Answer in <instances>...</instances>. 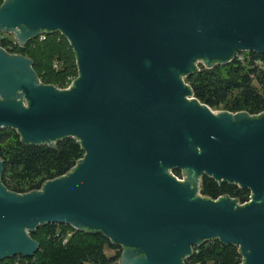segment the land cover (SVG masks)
I'll list each match as a JSON object with an SVG mask.
<instances>
[{"label": "water", "instance_id": "95a60500", "mask_svg": "<svg viewBox=\"0 0 264 264\" xmlns=\"http://www.w3.org/2000/svg\"><path fill=\"white\" fill-rule=\"evenodd\" d=\"M0 33L20 45L60 33L78 67L60 88L0 45V129L85 152L26 193L3 183L0 156V260L34 256L32 233L55 223L103 233L120 264H187L216 239L264 264V112L214 110L185 81L200 63L264 55V0H3ZM204 175L250 200L203 196Z\"/></svg>", "mask_w": 264, "mask_h": 264}, {"label": "trees", "instance_id": "16d2710c", "mask_svg": "<svg viewBox=\"0 0 264 264\" xmlns=\"http://www.w3.org/2000/svg\"><path fill=\"white\" fill-rule=\"evenodd\" d=\"M2 2L0 0V5ZM30 43L36 44V47L30 49V55H22L34 61V69L44 83L64 88L70 83L69 78L78 76L76 58L72 64L75 71H68V76L60 83L51 77L53 73H59L57 70L50 69L51 73L47 77L42 73L44 68L41 66L46 65L49 71L47 66L50 59L66 60L70 55L68 50L72 47L60 33L47 34L43 40L37 37L27 44ZM0 45L12 53L20 54L15 49L17 44H12L6 38L0 40ZM246 61L247 64L238 55L227 65L200 68L187 76L185 81L191 85L199 101L213 109L225 104L226 111H246L256 115L264 112V95L253 84L256 79L264 89V55L250 52ZM38 66L43 70H38ZM222 66L228 68L226 76L219 73ZM84 154L81 144L74 137L63 138L51 147L48 144H25L16 130L0 129V156L5 162L2 180L9 190L17 193L38 190L47 180L65 175ZM174 173L182 176L180 169L174 170ZM201 192L203 196L213 199L230 196L240 203L248 202L251 196L248 189L218 182L207 175L203 176ZM32 236L40 243L34 256L5 258L0 260V264H118L122 254V247L114 245L103 233L92 234L69 225L51 223L40 226ZM107 249H117V253L108 255ZM196 249L197 252L187 264H239L242 259L237 246L225 245L218 239Z\"/></svg>", "mask_w": 264, "mask_h": 264}, {"label": "rangeland", "instance_id": "374dc122", "mask_svg": "<svg viewBox=\"0 0 264 264\" xmlns=\"http://www.w3.org/2000/svg\"><path fill=\"white\" fill-rule=\"evenodd\" d=\"M2 37L8 39L9 42H11L12 44H17V46L15 47L16 50H18L20 52V54H29L30 55V49H34L36 47V44L34 43H30V44H26V45H20L15 39H14V36L12 34H8V33H3L2 34ZM16 41V42H14ZM70 46V45H69ZM38 51H40V49L38 48ZM69 56L64 59H61V60H58V59H50L49 60V66H47L48 70H46V65L45 66H41L44 68H39V66L37 67L38 70L42 71L43 70V74L45 73V76L47 77L48 73H51V70L50 69H55L57 70V72H59L58 74H55L53 73L51 77H55L54 79L60 83L61 81H63L65 79L67 72L68 71H71V72H74L75 71V68L74 66L72 67V64H73V61L75 60V56H74V52H73V49H69ZM39 53V52H37ZM249 53L250 52H242L240 55V59L242 61H245L244 63L247 64L248 61H246L247 58H249ZM71 64V66H70ZM258 64H260V62H258ZM70 66V67H67ZM199 67L202 69V68H205L203 66V63H200L199 64ZM207 69V68H206ZM219 73H221V75L223 76H226L227 73H228V68H226L225 66H222L220 69H219ZM73 75V74H71ZM71 80H73L74 78H69ZM68 79V80H69ZM253 84L259 89L260 93H262L264 95V89L261 88L260 84L258 83V81L256 79H254L253 81ZM214 110H218V111H226V108H225V104H222L221 106H219L217 109H214ZM106 253L108 255H114L117 253V249H107L106 250ZM120 261H121V258L118 262V264H120Z\"/></svg>", "mask_w": 264, "mask_h": 264}, {"label": "built area", "instance_id": "2783aa9c", "mask_svg": "<svg viewBox=\"0 0 264 264\" xmlns=\"http://www.w3.org/2000/svg\"><path fill=\"white\" fill-rule=\"evenodd\" d=\"M2 34H3V33H0V40H1L2 38H4V37H2ZM46 36H47V34L40 35L39 38L43 40V39L46 38ZM14 42H16V41H14ZM74 79H75V78H74ZM74 79H73V80H74ZM73 80H71L70 83H69L66 87H69V86L71 85V83H72ZM66 87H64V88H66ZM176 176H177V175H176ZM177 177H178L179 179H182V176H177ZM65 241H66V240H65ZM195 252H197V249H195ZM241 261H242V259H241ZM240 263H241V262H240ZM240 263H239V264H240Z\"/></svg>", "mask_w": 264, "mask_h": 264}]
</instances>
